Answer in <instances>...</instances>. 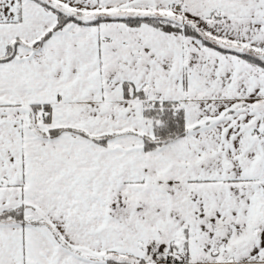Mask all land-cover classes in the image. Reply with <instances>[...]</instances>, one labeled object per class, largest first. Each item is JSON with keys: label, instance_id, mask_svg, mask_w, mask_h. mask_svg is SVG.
Listing matches in <instances>:
<instances>
[{"label": "snow or ice", "instance_id": "snow-or-ice-1", "mask_svg": "<svg viewBox=\"0 0 264 264\" xmlns=\"http://www.w3.org/2000/svg\"><path fill=\"white\" fill-rule=\"evenodd\" d=\"M0 264H264V0H0Z\"/></svg>", "mask_w": 264, "mask_h": 264}]
</instances>
